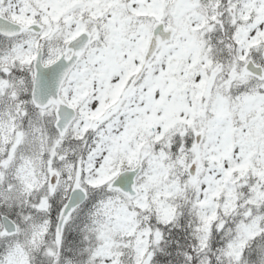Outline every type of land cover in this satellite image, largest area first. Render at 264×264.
<instances>
[{
  "label": "snow or ice",
  "instance_id": "snow-or-ice-1",
  "mask_svg": "<svg viewBox=\"0 0 264 264\" xmlns=\"http://www.w3.org/2000/svg\"><path fill=\"white\" fill-rule=\"evenodd\" d=\"M0 264H264V0H0Z\"/></svg>",
  "mask_w": 264,
  "mask_h": 264
}]
</instances>
